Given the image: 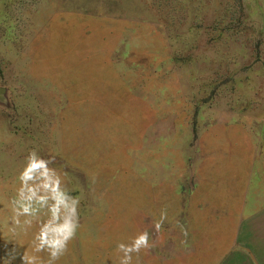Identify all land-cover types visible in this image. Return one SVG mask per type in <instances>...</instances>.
<instances>
[{
	"label": "rangeland",
	"instance_id": "1",
	"mask_svg": "<svg viewBox=\"0 0 264 264\" xmlns=\"http://www.w3.org/2000/svg\"><path fill=\"white\" fill-rule=\"evenodd\" d=\"M32 151L77 200L54 264H120L145 231L131 264H190L226 225L264 264V0H0V264L49 260L48 206L11 230Z\"/></svg>",
	"mask_w": 264,
	"mask_h": 264
},
{
	"label": "clouds",
	"instance_id": "2",
	"mask_svg": "<svg viewBox=\"0 0 264 264\" xmlns=\"http://www.w3.org/2000/svg\"><path fill=\"white\" fill-rule=\"evenodd\" d=\"M50 162L41 159L35 151L29 153L26 167L18 177L20 181L18 196L11 202L13 212L11 217L13 228L11 230L15 232L16 228L21 226L30 228L33 221L38 219L40 208L48 206L51 214L50 219L40 226L34 236L33 244L35 252L47 251L49 253L47 264H54L67 250L68 242L75 235L77 225L74 217L76 216L77 200L61 190L60 177L48 167ZM41 192L44 194H40ZM49 200L54 203L48 205ZM36 205H39L40 208ZM21 217H25V219L21 221ZM160 227V223L155 225L157 231ZM149 247L147 231L139 234L131 244H119L117 250L124 254L120 264H131L132 253H139L141 249ZM15 258L13 257V259ZM37 259L38 257L29 256L27 253L21 257L22 264H37Z\"/></svg>",
	"mask_w": 264,
	"mask_h": 264
},
{
	"label": "crops",
	"instance_id": "3",
	"mask_svg": "<svg viewBox=\"0 0 264 264\" xmlns=\"http://www.w3.org/2000/svg\"><path fill=\"white\" fill-rule=\"evenodd\" d=\"M219 231L221 232V238H206L201 243V252L202 258L194 259L189 258L186 261H189L188 263H196V264H231L233 262L234 257L238 258L239 264H242L241 261H243L245 258H243L242 255H229L228 252L231 249L233 245V236H234V230L226 225L224 228H220ZM185 243L188 245V243H192L191 247H197V241L195 239L185 241ZM190 248V247H186ZM188 250V249H187ZM192 255L191 250L186 251V256Z\"/></svg>",
	"mask_w": 264,
	"mask_h": 264
}]
</instances>
